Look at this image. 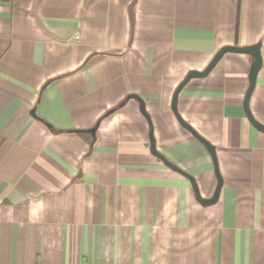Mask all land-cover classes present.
Wrapping results in <instances>:
<instances>
[{
	"label": "crops",
	"instance_id": "1",
	"mask_svg": "<svg viewBox=\"0 0 264 264\" xmlns=\"http://www.w3.org/2000/svg\"><path fill=\"white\" fill-rule=\"evenodd\" d=\"M258 44L264 125V0H0V264H264L253 58L225 55L178 98L216 150L213 205L212 157L172 111L191 71Z\"/></svg>",
	"mask_w": 264,
	"mask_h": 264
},
{
	"label": "water",
	"instance_id": "2",
	"mask_svg": "<svg viewBox=\"0 0 264 264\" xmlns=\"http://www.w3.org/2000/svg\"><path fill=\"white\" fill-rule=\"evenodd\" d=\"M242 54V55H249L253 58V62L251 64L250 67V72H249V88L248 91L246 93L245 96V100H244V111L245 114L249 120V122L251 123V125L253 127H255L257 130L264 132V125L260 124L252 115L251 110H250V100H251V96L255 90V86H256V82H257V77L262 69L263 66V58H262V54H261V46L258 45H254V46H250V47H224L221 50H219L217 52V54L215 55V57L213 58V60L211 61V63L208 65V67L202 71V72H197V71H191L186 78L181 82V84L178 86V88L176 89L175 93H174V97H173V101H172V111L175 115V117L177 118L178 122L182 125L183 128H185L188 132H190L197 140H199L208 150V152L210 153L213 163H214V167H215V173L218 179V186L217 189L215 191L214 196L211 199L208 200H201V204L206 205V206H210L215 204L218 199H219V195H220V191L221 188L223 186V179L221 177L220 171H219V164H218V159H217V154H216V150L215 148L209 143L207 142L205 139H203L201 136H199V134L188 124L186 123L180 116L179 111H178V98L179 95L181 94V92L183 91V89L192 81L195 79H203L209 76V74L213 71V69L219 64V62L222 60V58L227 55V54ZM130 99L136 100L139 104H140V111L143 114V116L148 120V122L150 123V117L147 113L146 110V104L145 101L137 96V95H131L129 96ZM32 116H34L36 119H39L36 116L35 110L32 111ZM92 133L95 132V130L91 131ZM149 139H150V149H151V153L157 157L159 160H161L168 168H170L171 170L180 173L184 176H186L187 178H189V180L192 182L194 189L197 193V195L199 196V192L197 189V185L195 180L189 176L188 174H186L185 172H183L182 170H180L177 166L171 164L162 154H160L157 149H156V143H155V139H154V134H153V130L150 129V133H149Z\"/></svg>",
	"mask_w": 264,
	"mask_h": 264
}]
</instances>
